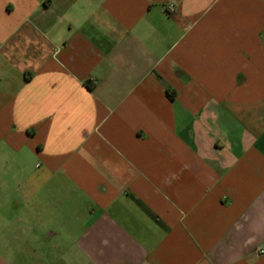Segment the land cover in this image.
<instances>
[{"label": "crops", "instance_id": "obj_1", "mask_svg": "<svg viewBox=\"0 0 264 264\" xmlns=\"http://www.w3.org/2000/svg\"><path fill=\"white\" fill-rule=\"evenodd\" d=\"M263 245L264 0H0V264Z\"/></svg>", "mask_w": 264, "mask_h": 264}, {"label": "built area", "instance_id": "obj_2", "mask_svg": "<svg viewBox=\"0 0 264 264\" xmlns=\"http://www.w3.org/2000/svg\"><path fill=\"white\" fill-rule=\"evenodd\" d=\"M169 9H174V6H173V4H170V6H169ZM260 253L261 254H263L264 253V245L260 248Z\"/></svg>", "mask_w": 264, "mask_h": 264}]
</instances>
